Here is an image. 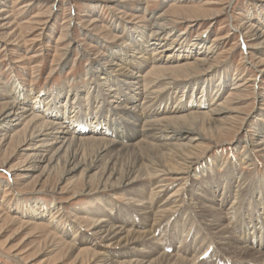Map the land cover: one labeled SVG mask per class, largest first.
I'll list each match as a JSON object with an SVG mask.
<instances>
[{"label": "rangeland", "instance_id": "rangeland-1", "mask_svg": "<svg viewBox=\"0 0 264 264\" xmlns=\"http://www.w3.org/2000/svg\"><path fill=\"white\" fill-rule=\"evenodd\" d=\"M145 38L153 44L133 52ZM123 52L128 69L115 59ZM35 95V114L60 101L69 120L106 109L129 128L162 102L220 113L209 115L214 128L202 125L187 174L124 186L35 164L49 138L27 140L30 112L21 123L0 116V264H157L164 251L170 264H264V247L252 244L264 226L245 228L264 217V0H0V113ZM146 151L117 146L98 163L113 158L126 171ZM166 203L177 208L155 222ZM99 224L121 232L109 239Z\"/></svg>", "mask_w": 264, "mask_h": 264}, {"label": "bare ground", "instance_id": "bare-ground-1", "mask_svg": "<svg viewBox=\"0 0 264 264\" xmlns=\"http://www.w3.org/2000/svg\"><path fill=\"white\" fill-rule=\"evenodd\" d=\"M156 28L161 29L160 27H158V25L156 26ZM151 44L153 43H150V39L145 38L142 43H136L135 45L133 44L132 51H140L141 53V51H145ZM167 45L168 46H166L164 49L171 48V43ZM164 49H161L160 51H163ZM180 54L181 53L178 52L176 56H173L179 57ZM128 57V54L125 52L121 54L119 53V55L117 56L115 55V59L125 64L124 68L126 69H128V66L132 65V61ZM114 65L119 64L114 63ZM105 72L107 73L108 71ZM161 79L163 80L165 78L161 77ZM161 79L159 78L158 80L160 81ZM162 84L167 85L169 83L161 82V85ZM130 85L131 84H127L125 88L129 89ZM87 89L88 91L86 93L89 94V87ZM117 91H115V95L121 93ZM97 92L98 90L96 89V93ZM154 92L155 90L147 92L146 94L144 92L143 98L152 101L156 97L155 95H152L154 94ZM58 95L59 94H57V96ZM132 95H135L134 92L132 93ZM24 99L26 100V98ZM41 99L42 97L35 95V99L29 105L27 104L28 108L11 107L0 113V116L3 118H6L10 115V113H13L14 117H16L15 119L19 121L18 123H21L22 120L26 117V113L30 112L28 123L31 122V132L29 134V137H26L27 140H30L33 135H35L36 137L43 135L49 138V141L46 144H42V146L47 147L45 149H42V152L39 151L40 153H38L37 155H33L35 164L45 163L44 165L49 170L62 169V177L64 179L66 177H72L76 173H78L80 174V176H84L85 178H90L92 180L99 178L101 179V181L104 180V183L107 182L111 185L116 186H124L128 183L141 180L143 179V176H145L144 178H157L167 176L171 177L174 176V173L187 174L188 169H190L191 167V163H193L194 158L197 157L196 152L198 150L196 149V144L203 137V133L201 132L202 125L205 122V124L207 125V130L214 128L215 126H213L214 124H212L214 119L210 118L209 115L211 113H220L217 110H194V107L197 108L199 106V104L197 103L193 105L187 104V102L182 104L181 102L177 104V106L170 108V106L166 107V102H162L161 104H155L149 109L143 107L144 111L142 113L144 115H139L137 120L135 118L134 121H137V124H134V127L129 128L126 124H124L127 117L125 115L123 116V113L118 114L112 112L110 115V112L107 111L104 107L103 112L105 109L106 115L101 114L102 112L98 110L97 112H95L93 121L85 118L86 115L77 116V113H74L71 116L74 118L69 120L68 117H66V111H68V109L65 106H63V108H60L58 107V105H56V103H59L60 101H53V103L49 107L50 110L48 112H42L41 110L39 114H35L32 111L35 106H33V104H35L37 101H40ZM87 99H89V97ZM93 99V102H95L99 98L98 96H96L93 97ZM23 105L26 106L25 104ZM183 109L190 111H187V113L183 114L184 116L178 114V112ZM74 111L75 109H73V112ZM109 118L110 120H108ZM101 119L104 120L101 121ZM134 121H129L127 123H132ZM103 122H106V125L104 127L101 126L104 124ZM140 122L145 124V126L143 125L144 127L142 126L141 129L135 128L140 125ZM120 126H122L126 130V133H124L120 129ZM129 129L130 133H128ZM112 135L113 137H111ZM116 137L118 139H115ZM127 137L128 139H126ZM135 138L138 139L135 140ZM90 144L93 145L91 150ZM117 146H123L126 148H135L136 146H139L143 149H146L147 151L143 152L140 156L135 158L133 164H131L135 167L132 168L131 166L126 171H123L126 168L121 169V167L118 166L116 159L113 158H107L106 161L103 160L104 162L102 163V165H100V163L98 162L102 160V157L105 154L104 152H109L111 149H114ZM167 160H173V165ZM167 165H170V167ZM33 169H37V166H34ZM163 186L164 184L159 183V185H157L155 188L160 189ZM155 194L156 192H154V195ZM220 194L222 195V193ZM227 196L228 193L221 199L225 201ZM170 203H166V205L163 204L162 206H160L161 208H157L154 213L155 222L160 220V218L162 217H166L168 210H170L171 208H177L176 205L171 206ZM177 205H180V203H178ZM228 209H230V207ZM259 223L261 225L256 232H261L263 230L262 227L264 226V217L261 216L248 220L245 228H256V225ZM105 227L106 226L99 224L97 226V231L103 229L101 232L105 233L106 237H110L109 239H113L118 235V233L121 232V225H109L107 226V228ZM118 228H120L119 231H117ZM247 234H249V232H247ZM252 244L264 247V241H257L256 244ZM223 249H234L236 252V247L230 242H227ZM248 249L253 250L251 248ZM258 252V248H256L255 253L258 254ZM170 255L171 254L166 251L160 253L159 257L156 258L157 264H170L174 257L173 256L172 258H170ZM174 262L175 264H184L187 261L184 258H181L176 259ZM102 264L110 263L106 260L103 261Z\"/></svg>", "mask_w": 264, "mask_h": 264}]
</instances>
